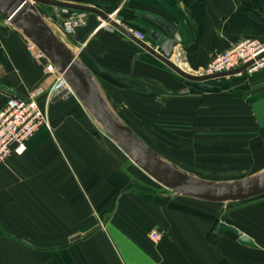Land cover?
Listing matches in <instances>:
<instances>
[{"label": "crops", "instance_id": "0c3cea01", "mask_svg": "<svg viewBox=\"0 0 264 264\" xmlns=\"http://www.w3.org/2000/svg\"><path fill=\"white\" fill-rule=\"evenodd\" d=\"M59 1L115 11L155 51L149 35L159 28L151 17L162 20L177 33L174 51L183 52L192 72L251 35L229 21L250 0H191L203 5L196 17L182 0ZM247 17L254 24L264 20V14ZM5 24L0 23V109L9 96L27 98L38 87L49 89L56 78L27 50L21 33ZM49 25L88 71L112 113L164 161L189 174L158 151L166 149L160 144L194 150L169 138L181 143L193 135L199 91L209 86L178 78L94 14L86 13L85 24L69 36L58 20ZM260 92L258 101L264 100ZM47 116L49 128H40L21 153L0 163V264H264V195L224 207L160 192L75 96L54 98ZM220 222L258 248L240 245ZM151 230L162 233L156 243L148 237Z\"/></svg>", "mask_w": 264, "mask_h": 264}, {"label": "water", "instance_id": "95a60500", "mask_svg": "<svg viewBox=\"0 0 264 264\" xmlns=\"http://www.w3.org/2000/svg\"><path fill=\"white\" fill-rule=\"evenodd\" d=\"M34 5L94 14L162 63L180 79L198 84L202 88H207L205 83L211 80L243 73L251 62L229 72L196 76L182 71L170 61L173 49L179 43V37L172 26L158 18L151 17L159 28L158 33L149 35L154 45L158 47V51H155L151 46L138 41L122 27L108 19L107 12H105L110 10L108 8H96L57 0H0V19L19 31L43 54L105 134L138 169L154 182L173 195L208 203H235L264 195V170L239 180L213 182L187 174L159 157L112 113L99 94L88 71L78 62L76 56L61 39L54 34L37 13ZM218 227L223 231L232 232L240 245L252 249L258 248L252 239L236 228L222 222L218 224ZM77 238L79 236L74 239Z\"/></svg>", "mask_w": 264, "mask_h": 264}, {"label": "rangeland", "instance_id": "374dc122", "mask_svg": "<svg viewBox=\"0 0 264 264\" xmlns=\"http://www.w3.org/2000/svg\"><path fill=\"white\" fill-rule=\"evenodd\" d=\"M34 6L37 13L48 23L57 21L55 18L57 8ZM261 14L263 16L264 12ZM0 23L5 24L1 19ZM248 38L252 36L248 34L244 39ZM251 75L243 73L207 82L205 85L209 86L208 89L199 91L202 100L199 112L194 113L196 127L193 135H186L187 141L181 140V143L178 142V138H169L180 146L194 147V150H174L170 148L172 145L160 144L166 149L158 152L180 169L210 181L230 182L263 171L264 100L258 101L256 91H261L260 93L264 91V78H261L264 74L255 75L256 77ZM67 95L73 96L70 93ZM190 137L193 142H190ZM147 179L160 192L172 195L152 179ZM144 185L148 186L146 182ZM233 204L221 203L224 207Z\"/></svg>", "mask_w": 264, "mask_h": 264}, {"label": "built area", "instance_id": "2783aa9c", "mask_svg": "<svg viewBox=\"0 0 264 264\" xmlns=\"http://www.w3.org/2000/svg\"><path fill=\"white\" fill-rule=\"evenodd\" d=\"M56 10L55 18L60 22V29L66 36L73 35L74 31L86 22L84 12ZM114 14L115 11L107 14L108 19L122 27L135 39L144 42L145 37L141 32L127 27ZM102 23L110 27L105 21ZM25 43L27 50L35 59L45 61L44 71L55 74L56 78L47 90L38 87L27 98L9 96L6 99L4 106L0 109V163H4L12 154L21 153L25 142L31 139L40 128H49L47 107L50 101L56 97L72 94L66 81L56 73L43 54L31 42L25 40ZM170 60L181 70L197 76L229 72L251 62L244 70V73L251 75L264 70V37L244 39L214 54L202 68L193 72L189 70L187 60L181 50L174 51ZM40 97L43 98L41 103L38 100ZM148 237L156 243L161 239L162 233L151 230Z\"/></svg>", "mask_w": 264, "mask_h": 264}, {"label": "trees", "instance_id": "16d2710c", "mask_svg": "<svg viewBox=\"0 0 264 264\" xmlns=\"http://www.w3.org/2000/svg\"><path fill=\"white\" fill-rule=\"evenodd\" d=\"M186 5L189 6V9L194 17H196L197 12L202 15L203 13V5L202 3H191V0H182ZM262 12H264L262 0H250L242 3L238 10L233 13L229 19L231 28L241 29L247 28L251 31L252 38H262L264 37V17H262ZM253 14L256 15L257 18L263 20L262 24H254L249 21L247 15ZM197 19V18H196ZM199 32L202 28L201 19L197 21ZM195 44L192 45L191 48L188 49V55L194 50Z\"/></svg>", "mask_w": 264, "mask_h": 264}]
</instances>
